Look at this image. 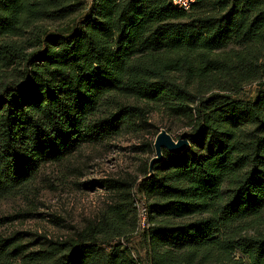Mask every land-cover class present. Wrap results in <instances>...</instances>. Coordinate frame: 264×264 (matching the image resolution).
<instances>
[{
    "label": "trees",
    "instance_id": "trees-1",
    "mask_svg": "<svg viewBox=\"0 0 264 264\" xmlns=\"http://www.w3.org/2000/svg\"><path fill=\"white\" fill-rule=\"evenodd\" d=\"M159 110L191 127L190 148L164 150L150 179L148 163L98 182L124 202L73 237L0 233V264H264V0H0V202ZM142 199L143 258L122 244Z\"/></svg>",
    "mask_w": 264,
    "mask_h": 264
},
{
    "label": "rangeland",
    "instance_id": "rangeland-1",
    "mask_svg": "<svg viewBox=\"0 0 264 264\" xmlns=\"http://www.w3.org/2000/svg\"><path fill=\"white\" fill-rule=\"evenodd\" d=\"M63 23L36 25L58 27ZM258 87V84L247 86L240 97L254 98ZM190 129L182 119L154 111L105 142L84 144L62 162L39 165L37 178L28 189H22L17 198L0 202V218L12 220L0 227V233L6 236L20 233L23 243L37 249L48 240L64 241L75 236L87 223L97 221L103 212L124 202L123 197L127 195L123 190L105 188L98 182L126 183L145 176L143 169L156 156L154 144L160 131L166 130L180 140ZM144 203L148 202L136 201V206ZM128 210L131 212V207ZM137 219L134 231L128 234L130 239L123 240L122 244L132 247L143 258L144 235L150 224L148 220L143 228L139 215Z\"/></svg>",
    "mask_w": 264,
    "mask_h": 264
},
{
    "label": "water",
    "instance_id": "water-1",
    "mask_svg": "<svg viewBox=\"0 0 264 264\" xmlns=\"http://www.w3.org/2000/svg\"><path fill=\"white\" fill-rule=\"evenodd\" d=\"M155 140L154 152L156 156L149 163V175L144 179H150L154 176L153 168L164 159V150L175 155H181L186 149L191 147V143L188 139L176 140L166 130H161Z\"/></svg>",
    "mask_w": 264,
    "mask_h": 264
},
{
    "label": "built area",
    "instance_id": "built-area-1",
    "mask_svg": "<svg viewBox=\"0 0 264 264\" xmlns=\"http://www.w3.org/2000/svg\"><path fill=\"white\" fill-rule=\"evenodd\" d=\"M178 10L190 12L196 4V0H168ZM138 215L141 220V226L145 228L148 225V210L145 204H137Z\"/></svg>",
    "mask_w": 264,
    "mask_h": 264
}]
</instances>
